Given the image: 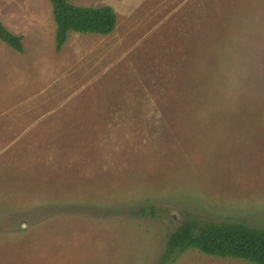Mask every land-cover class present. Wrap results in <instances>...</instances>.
<instances>
[{"label": "rangeland", "instance_id": "rangeland-1", "mask_svg": "<svg viewBox=\"0 0 264 264\" xmlns=\"http://www.w3.org/2000/svg\"><path fill=\"white\" fill-rule=\"evenodd\" d=\"M73 3L116 29L59 52L49 0H0L23 38L0 40V264H159L188 217L263 228L264 0Z\"/></svg>", "mask_w": 264, "mask_h": 264}, {"label": "trees", "instance_id": "trees-1", "mask_svg": "<svg viewBox=\"0 0 264 264\" xmlns=\"http://www.w3.org/2000/svg\"><path fill=\"white\" fill-rule=\"evenodd\" d=\"M56 23V51H61L68 34L109 35L117 27L113 7H82L75 0H49ZM0 40L18 52H23V38L11 33L0 20ZM154 207L143 208L142 216H155ZM195 249L201 253L242 259L252 264H264V227H251L240 222H209L188 217L167 241V251L159 264L175 260L176 253Z\"/></svg>", "mask_w": 264, "mask_h": 264}, {"label": "crops", "instance_id": "crops-1", "mask_svg": "<svg viewBox=\"0 0 264 264\" xmlns=\"http://www.w3.org/2000/svg\"><path fill=\"white\" fill-rule=\"evenodd\" d=\"M108 6H111V7H113L114 9H115V7L112 5V4H107ZM106 6V5H105ZM134 12H132L131 14H133ZM130 14V15H131ZM100 36H102V35H100Z\"/></svg>", "mask_w": 264, "mask_h": 264}]
</instances>
